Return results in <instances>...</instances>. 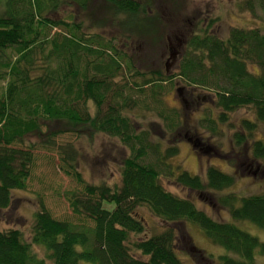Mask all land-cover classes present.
Wrapping results in <instances>:
<instances>
[{"label":"trees","instance_id":"1","mask_svg":"<svg viewBox=\"0 0 264 264\" xmlns=\"http://www.w3.org/2000/svg\"><path fill=\"white\" fill-rule=\"evenodd\" d=\"M90 1L3 2L6 14L0 17V53L12 50L16 58H9L1 65L8 79L0 95V211L11 207L13 191L26 187L36 148L35 143L28 144L26 140L34 137L39 142L44 138L43 143L50 142L56 136L48 127L51 124L62 126L64 131L89 129L118 139L129 151L121 162L119 185L88 184L77 172L73 146H59L65 172L79 185V189L66 194V200L80 223L53 218L39 202L29 242L16 229L0 230V264H46L36 256L32 246L41 248L50 264H182L175 248L179 227L184 223L198 226L213 244L226 251L216 264H255L256 253L264 256V242L236 222H248L264 230V195L216 197L215 203L230 219L221 222L197 209L189 199L166 191L161 184V178L165 177L199 194L200 198L229 188L234 178L213 166L205 168L202 178L168 163L177 155L176 145L161 148L160 143L149 141L148 130L137 132L123 112L129 98L115 90L114 97L107 102L109 84L121 70L124 56L116 55L108 42L86 38L75 19L65 22L48 16L60 4L84 9ZM101 1L109 5L114 15L124 16L123 32L129 40L131 35L146 33L145 2ZM56 27L64 28L67 33L48 39L46 30ZM196 28L185 33L186 50L174 76L186 86L209 91L214 96L216 119L207 116L200 120L201 124L216 134L215 126L225 124L228 115L241 108H252L256 121L264 122V34L258 29L232 28L228 37L221 40L206 29L196 32ZM46 44L50 48L42 56V64H33V56L43 54ZM108 49L113 55L106 54ZM127 60L125 66L144 78L134 67L133 59ZM50 62L55 63L53 68ZM248 64L256 65L258 74L249 72ZM29 71L37 74L32 76ZM149 72V78H144L139 88L159 89V85L173 77L158 70ZM155 91L157 94V90L152 93ZM88 101L95 108L93 114L85 109ZM106 102L107 109L103 111ZM163 118L165 130L173 131L177 140L185 123H180L173 110ZM255 127L256 124L241 120L240 130L234 132L233 139L244 144ZM187 139L193 148H198L194 146L198 139ZM250 146L253 159L264 160V144L254 141ZM149 155L154 157L153 163L145 162ZM205 200L210 203L208 197ZM138 208H144L163 223V229L140 238L146 225L138 216ZM131 236L137 238L130 241ZM193 253L196 259L206 258L198 250Z\"/></svg>","mask_w":264,"mask_h":264},{"label":"rangeland","instance_id":"2","mask_svg":"<svg viewBox=\"0 0 264 264\" xmlns=\"http://www.w3.org/2000/svg\"><path fill=\"white\" fill-rule=\"evenodd\" d=\"M139 1L145 2L149 15L148 18L144 14L146 33L131 35V40L123 32L124 16L114 15L109 5L101 0L90 1L84 9L66 3L60 4L48 16L50 19H62L65 22L75 19L81 25L86 38H92L96 42H108L116 50V55L124 56L121 57V70L109 84L111 90L106 95L107 102L112 100L115 90L123 97L129 98L128 106L123 112L126 113L132 127L137 132L148 130L151 136L149 141L160 143L161 148L176 145L177 155L168 163L174 167L179 165L181 170L202 178L208 166H213L234 178L229 188L215 195L203 196L204 198L178 186L171 178H161V184L166 191L179 198L189 199L197 209L204 211L216 221H229L228 213L215 203L216 197L226 194H234L238 198L264 195V160L253 159L250 146L254 141H261L264 144V122L256 121L252 108H241L231 112L225 124L216 125L217 133L212 134L200 120L207 116L216 119L217 110L212 102L214 96L209 91L186 86L174 75L186 50L185 33L192 28L195 30L196 26V32L199 29H206L221 40L228 37L232 28L258 29L264 34V0ZM3 2L4 0H0V17L6 14ZM156 14L160 18H154L153 15ZM45 33L50 39L53 36L60 38L67 32L64 28L56 27L46 30ZM122 34L124 36H120ZM49 48L50 45L46 44L43 54L34 55L33 64L41 65L42 56ZM106 54L113 55V51L108 49ZM128 57L133 59L134 67L145 75V79L149 78V71L152 70L173 77L159 85L161 87L159 89L155 87L141 89L138 85L144 78L136 76L133 69L125 66ZM9 58L12 60L16 58L12 50L0 53V95L8 79L1 65ZM49 65L53 68L55 63L50 62ZM247 69L253 74L259 72L254 64H248ZM29 72L32 76L37 74V71ZM154 90H157V94L156 91L152 93ZM107 102L102 106L103 111L107 109ZM85 109L90 114L95 111L90 101L86 102ZM170 110L175 111L180 123H185L183 125L185 129L177 140L174 139L173 131L165 130L166 120L163 117L169 114ZM241 120L256 124L251 135L246 133V136H249L244 144L236 143L233 139L234 132L240 130ZM48 127L56 134L50 142L43 143L45 138L39 142L34 137L26 140V143H35L36 146L26 187L13 191L11 207L0 211V230L16 229L28 242L31 237L33 215L38 209L39 202L44 204L53 218L80 223L73 216L66 200V194L79 189V185L65 172L59 146H73L76 151L77 172L85 182L92 185L103 183L107 186L119 185L121 162L129 155L128 149L118 139L108 135L92 133L89 129L77 128L76 131L79 133L64 131L62 126L55 124ZM42 131L46 132L44 128ZM187 137L198 139L201 143L200 148L198 147L200 150L193 148ZM203 148L208 150L201 151ZM145 162L153 163L154 157L149 155ZM206 197L210 203L205 200ZM136 211L146 225L145 234L139 236L140 238L157 234L163 229V223L151 217L144 208H138ZM236 224L260 242H264L263 229L248 222ZM179 228L181 229L177 233L175 249L182 264H216L218 257L226 254V251L213 244L198 226L184 223ZM135 238L137 237L131 236L130 241ZM32 250L38 258L50 264L41 248L32 246ZM195 250L206 258L196 259L195 255H192ZM255 264H264V256L256 253Z\"/></svg>","mask_w":264,"mask_h":264},{"label":"flooded vegetation","instance_id":"3","mask_svg":"<svg viewBox=\"0 0 264 264\" xmlns=\"http://www.w3.org/2000/svg\"><path fill=\"white\" fill-rule=\"evenodd\" d=\"M195 144V143H194ZM195 147H199L201 146V143L200 142H196V144L194 145Z\"/></svg>","mask_w":264,"mask_h":264}]
</instances>
